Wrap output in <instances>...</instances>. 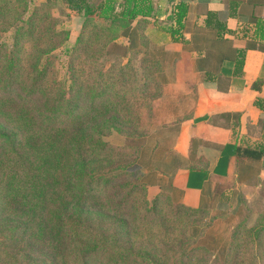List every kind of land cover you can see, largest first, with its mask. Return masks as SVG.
<instances>
[{"label":"trees","instance_id":"16d2710c","mask_svg":"<svg viewBox=\"0 0 264 264\" xmlns=\"http://www.w3.org/2000/svg\"><path fill=\"white\" fill-rule=\"evenodd\" d=\"M158 1L0 0V208L12 224L8 236L20 232L45 242L52 255L57 252L52 264H225L227 255L226 264H264L255 252L257 246L264 254V184L261 200L241 202V222L222 255L215 221L205 226L197 220L188 237L181 225V239L170 242L158 235L153 247L147 241L136 244L128 234L129 199L146 195L147 187L158 186L160 196L174 191L178 170L201 166L174 150L185 117H167L173 96L182 105L197 94L199 79L189 67L191 41L185 37L191 5L173 0L160 19ZM58 2L87 21L76 49H68L69 85L56 70L55 52L70 36L51 13ZM242 3L230 0L228 19L237 18ZM228 19L211 10L204 27L223 40ZM153 20L162 23L172 44L183 46L181 52L150 38ZM9 32L11 45L4 40ZM254 41L264 44V18L255 20ZM204 54L195 69L209 82L217 78L204 71L213 53ZM244 58L245 51H239L238 71ZM152 127L158 142L151 156L161 158L143 172L139 162ZM114 132L124 135L123 147L106 142ZM123 157L129 158L126 163ZM216 183L203 189L206 198L236 197L235 189ZM178 207L188 214L200 210L181 202ZM208 234L211 244L205 245Z\"/></svg>","mask_w":264,"mask_h":264},{"label":"crops","instance_id":"0c3cea01","mask_svg":"<svg viewBox=\"0 0 264 264\" xmlns=\"http://www.w3.org/2000/svg\"><path fill=\"white\" fill-rule=\"evenodd\" d=\"M187 1L191 5L185 29L192 48L189 67L199 80L195 100L175 105L184 110L177 118H185L175 137L174 150L201 166L178 170L173 179L174 191L181 203L192 208L204 204L207 198L203 189L211 182L240 190L248 200L256 199L264 184V44L254 41V32L255 20L264 18V0H243L235 19L227 18L230 0ZM172 8L173 0H159L160 19ZM211 10L228 19V33L223 40L213 39L204 27ZM158 22L153 20L150 25V38L181 52L183 46L172 44ZM207 50L213 54L204 71L217 76L209 82L200 80L202 74L195 69ZM239 51H245L242 71L237 69ZM237 72L242 73L238 76Z\"/></svg>","mask_w":264,"mask_h":264},{"label":"rangeland","instance_id":"374dc122","mask_svg":"<svg viewBox=\"0 0 264 264\" xmlns=\"http://www.w3.org/2000/svg\"><path fill=\"white\" fill-rule=\"evenodd\" d=\"M51 13L56 19L61 21L60 27L68 30L70 33L66 46L55 52V55L58 57L56 60L58 78L69 85V72L67 67L69 54L68 49H76L78 37L83 31L82 28L87 23V21L82 16H79L73 12H67L62 6L61 2H58L57 6L53 7ZM4 40H6L9 45H11L13 43V33H7ZM175 97L176 96H173L172 107H170L168 110L167 117L169 119L180 117L179 115L182 116L184 111L181 107H175V105L179 102L176 100L178 97ZM180 111L181 114H179ZM142 117H147V110L143 109ZM144 121L146 120L144 119L143 122ZM157 132L158 129L156 127L150 128L149 138L145 144V149L143 150L142 158L140 159L141 162H139L143 172H148L153 165V161L156 160L154 162L155 164L161 158V155H156L154 157L151 156L152 149H155V145L158 142ZM105 140L115 147H123L125 144L124 135H121L117 132H114L112 135L106 137ZM128 159V157H123L121 163H126ZM160 191L161 190L159 187L153 189L152 187H147L146 195L139 192L129 199L127 203V211L131 213V216L130 226L127 230L129 231L128 234L132 241H134L136 244H140L142 241H147L149 246L153 247L159 243V240L154 242L158 235L163 236L164 240L170 242H173V239H181L179 235V233H182L180 230L181 225L186 228L185 235L188 237L191 236L189 234L194 232L197 220H200V224L205 226L215 221L216 227L213 232H216L215 237L219 240L217 251H219L220 255L224 254L223 252H226V248L224 249V244L227 242L229 246L231 239L229 240L227 238H230V236L232 237L234 235V231L237 230V228L234 227L239 225L241 222L239 217L242 216V211L244 209L243 205L245 202L248 201L251 203L262 199V194H260L256 199L248 200L240 190L235 189L237 195L233 199L226 200L225 197H223L221 199H217L214 202L207 198L204 204L198 208L200 210L196 211L194 214H188L187 212L179 209L178 206L180 203V196L175 191L168 190L165 195L163 194L161 196L159 195ZM201 209L206 210L201 211ZM6 215H8V213H4L1 210L0 237H4V239L2 242H0V264H52L53 260H55L57 252L54 251L56 255H52L54 249H51L45 244V242L33 241L31 234L18 236L20 232L16 233V238L8 236V233H10L9 231L12 229V224L8 223ZM258 217L259 214H254L252 218H250V225L246 224V226L248 228L253 227V224L256 222ZM209 232H212V230H209ZM209 238L211 240L212 237L208 234L207 237L204 238L203 244H211L210 240L207 241ZM10 239H13L14 241ZM51 245L52 248H54L53 244ZM255 252L259 256L258 261L263 263V252L258 250L257 246L255 248ZM204 255H207L206 252ZM227 258L228 255L222 257L221 263L226 264ZM211 260H213V258H206V261Z\"/></svg>","mask_w":264,"mask_h":264}]
</instances>
